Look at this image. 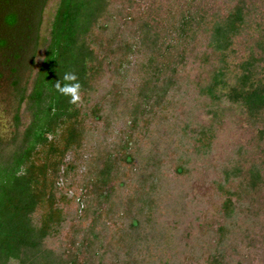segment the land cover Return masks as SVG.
Here are the masks:
<instances>
[{
	"label": "trees",
	"instance_id": "obj_1",
	"mask_svg": "<svg viewBox=\"0 0 264 264\" xmlns=\"http://www.w3.org/2000/svg\"><path fill=\"white\" fill-rule=\"evenodd\" d=\"M45 1L0 0L3 24L30 19L26 38L37 39ZM130 55L143 57L134 83L125 81ZM68 71L82 85L76 104L54 87ZM13 84L33 118L17 149L0 147V264L199 258L206 234L194 235L193 212L203 202L190 184L198 164L212 167L227 119L250 137L216 167L224 222L209 231L206 261L264 264V0H60L31 92ZM191 87L208 123L181 98ZM119 120L125 127L116 131ZM73 185L80 194L69 197ZM172 217L174 228L164 222ZM184 225L192 240L175 245Z\"/></svg>",
	"mask_w": 264,
	"mask_h": 264
},
{
	"label": "rangeland",
	"instance_id": "obj_2",
	"mask_svg": "<svg viewBox=\"0 0 264 264\" xmlns=\"http://www.w3.org/2000/svg\"><path fill=\"white\" fill-rule=\"evenodd\" d=\"M60 0H46L41 9L40 22L38 24L37 39L31 40L26 38L28 33L31 32L29 27L30 19L26 20V25L20 27L16 25L14 27H8L3 24L4 18L0 16V39L7 38L9 43L6 46L0 45V147L6 154L11 153L14 149H17L23 139V132L28 126L29 122L33 118L32 110L29 109L27 100L19 104L18 91L16 85L13 82L18 78L21 86L26 87V94H29L33 88L34 80L39 66L41 65L44 52L47 46V40L50 37V30L56 8ZM31 11V10H30ZM29 13V10L26 11ZM28 17V16H27ZM35 16H33L34 18ZM32 18V17H31ZM39 19V18H38ZM35 20L36 17H35ZM27 31V32H25ZM25 33V36H22ZM25 37V38H24ZM18 52L20 53V58ZM143 57L138 55H130V63L125 65L127 83H134L136 76L141 72L139 69V60ZM16 69V70H15ZM108 80L102 82V85H108ZM183 97L188 100V106H192L197 109L198 119L203 123L210 121V115L204 111L202 106H198L199 101L203 100L198 98L197 92L191 88L182 94ZM93 104V99L88 103L90 109ZM17 115H19V121L17 123ZM93 119H90L92 121ZM95 121L91 123L92 127H95ZM125 127V122L119 120L114 123L116 131ZM250 137L249 131L245 127H240L235 124L233 120H225L224 124L217 127V136L213 142L214 152L209 159L212 167H208L206 163H200L201 170L197 172L195 179L190 184L192 195L203 202L197 206L193 215H199V220L195 222L197 230L194 235L206 234V243L199 244L200 247H204L203 252L199 258L184 254L182 264H207V256L209 253L210 243H214L215 236L209 233V231H215L217 227L224 222V217L220 213V204L223 199L217 191L216 184L213 179L219 177V173L216 169L220 160L223 159L226 154L229 153L232 146L237 142H245ZM113 139V138H112ZM84 159L87 158L89 153H84ZM74 157V153L70 152L67 155L66 161H71ZM77 165L79 167V176L84 170L83 161L78 157ZM175 174L170 175L171 178H175ZM174 184L169 183L166 185L167 190L176 194L178 191H174ZM77 185H73L69 191V197H73L74 193L80 194ZM76 201H72L65 207L68 210V214L76 211ZM174 217L165 219V223L173 226ZM188 225L182 227V233L176 237V244L180 245L185 241L191 242V237H187ZM11 264H17V261L11 262Z\"/></svg>",
	"mask_w": 264,
	"mask_h": 264
},
{
	"label": "clouds",
	"instance_id": "obj_3",
	"mask_svg": "<svg viewBox=\"0 0 264 264\" xmlns=\"http://www.w3.org/2000/svg\"><path fill=\"white\" fill-rule=\"evenodd\" d=\"M54 87L58 93L69 98L68 102L70 104H76L81 99L80 90L82 85L75 72L68 71L63 73L56 80Z\"/></svg>",
	"mask_w": 264,
	"mask_h": 264
},
{
	"label": "flooded vegetation",
	"instance_id": "obj_4",
	"mask_svg": "<svg viewBox=\"0 0 264 264\" xmlns=\"http://www.w3.org/2000/svg\"><path fill=\"white\" fill-rule=\"evenodd\" d=\"M32 5V4H31ZM34 8H36L35 6L33 7V6H29V8H28V10L31 12V16L30 17H32L33 16V13H34V11H35V9ZM22 36H25V33H23V35ZM25 38V37H24ZM17 58H20V55L17 57Z\"/></svg>",
	"mask_w": 264,
	"mask_h": 264
}]
</instances>
